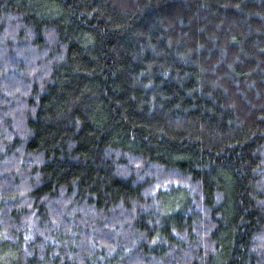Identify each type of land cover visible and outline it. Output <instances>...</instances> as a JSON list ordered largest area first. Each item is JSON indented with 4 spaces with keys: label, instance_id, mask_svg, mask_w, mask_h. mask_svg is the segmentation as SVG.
Here are the masks:
<instances>
[{
    "label": "trees",
    "instance_id": "16d2710c",
    "mask_svg": "<svg viewBox=\"0 0 264 264\" xmlns=\"http://www.w3.org/2000/svg\"><path fill=\"white\" fill-rule=\"evenodd\" d=\"M0 264H264V0H0Z\"/></svg>",
    "mask_w": 264,
    "mask_h": 264
}]
</instances>
